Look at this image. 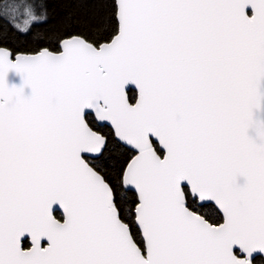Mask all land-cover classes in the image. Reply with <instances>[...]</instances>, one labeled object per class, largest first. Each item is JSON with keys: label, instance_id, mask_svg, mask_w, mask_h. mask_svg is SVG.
<instances>
[{"label": "snow or ice", "instance_id": "obj_1", "mask_svg": "<svg viewBox=\"0 0 264 264\" xmlns=\"http://www.w3.org/2000/svg\"><path fill=\"white\" fill-rule=\"evenodd\" d=\"M48 9L0 0V264L264 260V0Z\"/></svg>", "mask_w": 264, "mask_h": 264}, {"label": "trees", "instance_id": "obj_2", "mask_svg": "<svg viewBox=\"0 0 264 264\" xmlns=\"http://www.w3.org/2000/svg\"><path fill=\"white\" fill-rule=\"evenodd\" d=\"M49 5L48 14L49 22L41 29L45 31L46 29L58 28L64 30L67 28V23L65 21L66 15L79 8L83 11H88L90 8L98 3V0H46ZM83 17H81L82 19ZM21 44L25 43L23 39L20 41ZM34 45H29V48ZM262 259L257 260V264L262 263Z\"/></svg>", "mask_w": 264, "mask_h": 264}, {"label": "flooded vegetation", "instance_id": "obj_3", "mask_svg": "<svg viewBox=\"0 0 264 264\" xmlns=\"http://www.w3.org/2000/svg\"><path fill=\"white\" fill-rule=\"evenodd\" d=\"M261 264H264V260L262 261V263Z\"/></svg>", "mask_w": 264, "mask_h": 264}]
</instances>
